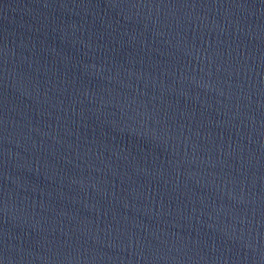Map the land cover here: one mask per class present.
Returning a JSON list of instances; mask_svg holds the SVG:
<instances>
[{
	"label": "water",
	"instance_id": "95a60500",
	"mask_svg": "<svg viewBox=\"0 0 264 264\" xmlns=\"http://www.w3.org/2000/svg\"><path fill=\"white\" fill-rule=\"evenodd\" d=\"M0 264H264V0H0Z\"/></svg>",
	"mask_w": 264,
	"mask_h": 264
}]
</instances>
